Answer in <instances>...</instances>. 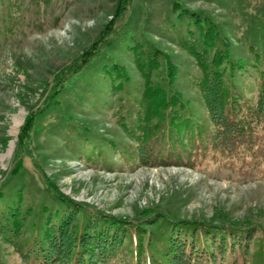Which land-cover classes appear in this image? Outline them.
Segmentation results:
<instances>
[{
    "label": "rangeland",
    "instance_id": "rangeland-1",
    "mask_svg": "<svg viewBox=\"0 0 264 264\" xmlns=\"http://www.w3.org/2000/svg\"><path fill=\"white\" fill-rule=\"evenodd\" d=\"M116 5L117 0H0V264H29L25 254L48 219L43 208L61 209L56 191L93 208L87 209L91 216L93 211L120 218L151 213V220L161 213L172 221H199L213 231L218 227L223 237L230 236L227 226L248 230L250 240L243 239L247 234L233 238L234 248L215 250L214 259L217 264H264V178L248 172L250 164L231 169L213 150L212 123L197 86L202 71L181 46L196 30L192 19L179 20L185 7L215 21L233 59L247 65L234 84L253 106L262 79L256 68L264 71V53L257 58L250 47L256 35L264 36V0H129L110 39L98 46L83 71L65 74L64 87L56 92L58 74L80 62ZM142 43L167 57L176 71L171 80L163 58L150 82L145 80L135 60V47ZM113 64L126 70L123 87L105 72ZM160 86L178 93L191 117L207 129L196 139L199 144L187 134L185 145L178 144L182 160L194 151L196 166L154 165L159 155H168L167 145L158 142L160 133L140 143L144 130L137 128L147 111L145 97ZM122 114L134 137L124 130ZM31 115L35 120L21 149V129ZM177 152L170 162L178 161ZM82 207L74 206L80 227L89 214ZM18 211L24 225L16 234L12 220ZM154 235L155 230L146 241ZM207 241L211 252L220 245L219 240L211 248L210 236ZM154 245L162 248L163 242ZM119 254L110 264H137L130 248H120ZM160 255L159 246L145 249L152 264ZM206 263L211 264L208 257L201 262Z\"/></svg>",
    "mask_w": 264,
    "mask_h": 264
},
{
    "label": "trees",
    "instance_id": "trees-1",
    "mask_svg": "<svg viewBox=\"0 0 264 264\" xmlns=\"http://www.w3.org/2000/svg\"><path fill=\"white\" fill-rule=\"evenodd\" d=\"M128 3L129 0H117L112 19L101 32L98 40L84 53L78 64H73L68 70L58 74L56 92L60 93L58 88L64 87L65 74L69 72L75 75L89 65L98 51V46L110 39L113 27L116 21L126 13ZM181 10L179 20L192 19L196 30L192 35L190 33L187 39L181 41V46L196 59L202 71L197 86L212 123L209 138L213 150L222 154L225 162H230L231 169L235 170L240 163L241 166L250 164L249 168H246L248 172L260 174L264 178V71L254 66L262 79L259 82L257 102L251 106L245 101L243 95L237 92L234 84L237 74L245 72L247 65L241 60L233 59L229 44L217 29L215 21L203 11H191L185 7ZM260 35L262 34L255 36L256 41L250 47L253 56L257 58L262 57L261 54L264 53V36ZM137 47H135L137 50L135 60L139 71L148 83L154 71L160 67V58L166 61L168 76L171 77L170 80L172 79L176 71L160 50L149 43H142ZM105 70L111 79L120 81L118 88L128 82L126 70L119 64H113ZM147 96L144 100L145 103L147 102V111L145 117L141 116L143 124L139 128L136 127L138 131L144 130V137L140 138L142 141L140 143L148 144L152 134L160 133L158 142L166 144L165 148L168 150L166 159L159 155L154 165L194 166V161H191L194 151L191 149L187 153L188 149H183L190 158L182 160V153L177 152L178 147L181 146L178 144H181V140L183 142L186 134L191 136L193 142L197 138L205 137L207 129L201 127L191 117L183 99L172 89L168 90L164 86L156 87L149 90ZM34 117L35 115L29 116L21 129L19 143L21 149L25 148L24 141L31 133ZM122 119L124 130L134 137V130L128 126L124 114ZM154 119L158 122L152 125L150 122ZM196 141L195 144H199V141ZM184 145L185 142L182 143V146ZM175 152L179 156L178 161L170 162ZM144 158L145 156L141 158V161ZM56 193L61 209L54 211L48 206L43 208L48 219L45 225L37 228L38 237L34 246L25 254V262L29 264H110L117 260L120 248H130L137 264H152L151 259L146 260L145 257V249L152 246H159L161 255L156 258L157 264H201L206 257L211 264H217L214 259L215 250H227V245L228 248H234L233 238L239 239L244 234L247 235L243 239L250 240V232L239 227L227 226L224 230H227L230 236L223 237V232L218 230V227L213 231V227L199 221L189 222L182 219L172 221L161 213L155 216L158 219L150 218L152 221L147 220V216L151 213L147 216L143 215L144 217L136 215L137 217L133 218H120L101 211H93L91 216L87 209L93 208H89L87 204L76 203L71 198L57 191ZM0 199H3V195H0ZM74 206L80 209L83 206L82 208L85 207L86 212L89 213L87 217L84 214V226V223L81 227L80 223L78 226L77 210ZM14 215L15 218L12 221L17 223L15 232L21 233V227L24 225L23 218L19 211ZM72 225H74L73 230ZM154 230L156 234L154 239L146 241V235H150ZM209 236L214 240L210 242L211 248L214 242L220 240V245L216 249L213 248L212 252L207 246ZM215 237L218 239L215 240ZM159 241L163 242L162 248L160 245H154ZM144 242H147V245H144ZM15 245L17 247L18 243L16 242Z\"/></svg>",
    "mask_w": 264,
    "mask_h": 264
},
{
    "label": "bare ground",
    "instance_id": "bare-ground-1",
    "mask_svg": "<svg viewBox=\"0 0 264 264\" xmlns=\"http://www.w3.org/2000/svg\"><path fill=\"white\" fill-rule=\"evenodd\" d=\"M19 126H20V124H17V125H16V131H17V128H18Z\"/></svg>",
    "mask_w": 264,
    "mask_h": 264
}]
</instances>
